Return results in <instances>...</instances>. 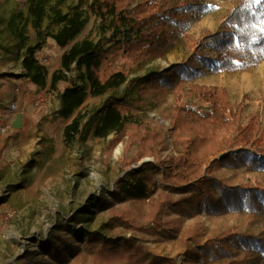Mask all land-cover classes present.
I'll list each match as a JSON object with an SVG mask.
<instances>
[{"label": "trees", "instance_id": "16d2710c", "mask_svg": "<svg viewBox=\"0 0 264 264\" xmlns=\"http://www.w3.org/2000/svg\"><path fill=\"white\" fill-rule=\"evenodd\" d=\"M228 1L233 3V7L219 20L218 30L215 33L205 31L201 35L203 48L192 46L193 55L183 63L159 72L151 71L142 80H129L123 71L102 76L101 70L119 52H123L131 62L132 69L138 70L145 61L164 55L177 36L189 43L190 36L186 30L198 13L206 8L205 0H93L91 12L102 19L111 18L116 33L113 43L105 48L84 39L62 55V69L53 74L50 85V90L57 91L60 102L57 118L70 119L85 103L89 86L94 97L108 94L103 106L88 115H79L65 127L66 145L71 146L76 137H84L93 127L96 137L107 139L114 135L111 148L131 128L135 129L133 132L142 128L146 130L137 153L133 157L125 153L119 160L120 168L126 174L116 180L109 197L105 194L96 197V204L110 211L108 223L101 230L79 233L84 236L82 242L93 257L92 264H135L133 256L142 254L140 246L132 239L121 234L117 237L104 234L107 226L124 225L144 231L147 226L141 220H145L153 225L155 233L176 237L183 220L171 218L163 221V215L169 210L182 216L193 212L222 215L244 210L254 215L264 214V181L257 179L254 185L232 186L213 175L219 165L264 170L263 115L255 112L245 118V100L233 103L226 89L195 83L200 72L197 70L198 62L204 59L203 49L206 47L215 52L214 60L204 61L211 67L209 73H240L264 62V0ZM82 2L26 0V10L19 8L9 18H1L4 33L2 49L21 65L24 70L21 77L37 88H47L48 66L39 58V53L48 40L65 48L86 27L87 13L78 4ZM30 28L34 37L29 33ZM74 72L75 76L70 78L69 73ZM128 81L135 83L134 87L137 82H146L147 91L162 93L172 90L175 96L171 127L173 139L188 136L183 153L162 159L168 148L165 134L150 130L141 117L127 115L128 101L119 90ZM60 83L68 85L61 92L58 90ZM184 99L196 100L199 104L194 107L181 103ZM130 140L132 145L137 138L130 135ZM3 141L0 155L7 148L9 138ZM220 153L225 154L217 159ZM144 158L154 160L133 168ZM2 174L0 170V177ZM158 174L167 189H179L187 196L178 200L166 194L153 198ZM127 200L132 201L136 212L117 213L115 203ZM88 213L86 209L80 210L68 222L57 223L48 236L53 249L47 253L57 263H68L65 248L71 257L81 253L79 247L68 245L67 240L60 236V230H70L74 222L87 221ZM74 233V238H77V233ZM57 244L63 245L64 252ZM242 250L246 253L241 258ZM205 251L208 254L212 252L214 261L224 259V264H244L251 260V254L250 264H264V237L243 235L229 229L222 232L215 242L209 243ZM19 260L22 264L35 263L33 253L28 251Z\"/></svg>", "mask_w": 264, "mask_h": 264}, {"label": "rangeland", "instance_id": "374dc122", "mask_svg": "<svg viewBox=\"0 0 264 264\" xmlns=\"http://www.w3.org/2000/svg\"><path fill=\"white\" fill-rule=\"evenodd\" d=\"M25 2L26 0H0V22L2 17L9 18L16 9L26 10ZM92 2L93 0H83L81 4L78 3L86 11L88 23L74 41L65 48H60L50 39L44 50L39 53V58L48 66L49 83L53 73L62 69V55L74 44L90 39L97 45L108 48L113 43L116 33L111 25V18L102 19L95 16L90 10ZM204 5L206 8L198 13L197 18L190 22L186 30V34L190 36L189 43L177 36L164 55L145 61L138 70L132 69L131 62L123 52H119L105 63L101 75L123 71L128 74L129 80H142L151 71L159 72L183 63L193 55L192 46L203 48L201 35L205 31L215 33L221 17L233 7V3L228 0H205ZM54 28L58 29L57 26ZM2 29L0 24V53L4 51ZM29 33L34 37L32 28ZM203 51L204 59L198 62L197 70L200 72L195 83L226 89L233 103L245 100V118L260 112L264 119V62L245 72L214 74L209 73L211 67L204 61L214 60L215 52L209 47ZM7 71H11L5 74L11 82L15 83L14 78L20 81H17L18 111L4 114L7 109L0 107V148L4 143L3 139L9 138L7 148L0 155V170L3 173L0 177V264H22L19 259L25 256L26 251L33 253L34 264H59L47 253L53 249L48 242V236L57 223L68 222L74 214L85 209L89 212V219L82 223L74 222L73 229L60 230V236L67 240L70 247H79L81 251L76 257H71L65 248L67 264H92L93 257L82 242L84 236L79 233L101 230L104 224L108 223L110 211L100 208L96 204V197L103 194L109 197V191L113 189L116 180L126 174L122 172L119 160L125 153L131 157L137 153L146 130L142 128L133 132L135 129L131 128L130 132L111 148L114 135L107 139L96 137L93 127L87 135L76 137L74 143L68 146L64 141L65 127L79 115H88L103 106L108 94L94 97L89 86L85 103L70 119H60L56 117L60 107L57 91L50 90L49 86L39 89L25 78L23 80L15 64H5L0 56V74ZM75 74L69 73V77L72 78ZM133 84L135 83L128 81L119 90L128 101L127 115L141 117L150 130L162 131L165 134L168 148L163 152L162 159L183 153L188 136L173 139L171 127L175 96L172 90L152 92L147 91L146 82H137L135 87ZM66 86V83H60L58 90L61 92ZM188 86L187 83L186 88ZM8 97L15 99V96ZM181 103L194 107L199 104L196 100L188 99L181 100ZM19 116L21 125L19 128H13L12 124ZM4 127L6 130L2 131ZM130 135L137 138L136 143L132 145ZM224 154L220 153L216 158L221 159ZM153 160L144 158L133 165V168ZM213 175L232 186L254 185L257 179L264 181V170H252L247 167L232 168L219 165ZM156 180L157 190L153 198L162 194L173 200L187 196L186 192L179 189H167L162 184L160 174L156 176ZM18 185L23 186L15 189ZM114 209L117 213L136 212L134 204L129 200L116 202ZM171 218L183 220L176 237H171L168 233L167 236L155 233L153 225L145 220H141V223L147 226L144 231L124 225H113L112 228L107 226L104 234L110 237L121 234L122 237L132 239L138 244L142 254L133 256L135 264H224V259L214 261L212 252L208 254L205 251L207 245L215 242L222 232L233 229L243 235L264 237L263 213L254 215L244 210L222 215H198L193 212L182 216L169 210L163 215V221ZM74 232L77 233V238H74ZM62 246L57 244L64 252ZM195 250L197 255L194 254ZM245 253L246 251L242 250L240 257H245ZM253 253L256 255V252ZM252 259L251 254V260H245L244 264H250Z\"/></svg>", "mask_w": 264, "mask_h": 264}, {"label": "crops", "instance_id": "0c3cea01", "mask_svg": "<svg viewBox=\"0 0 264 264\" xmlns=\"http://www.w3.org/2000/svg\"><path fill=\"white\" fill-rule=\"evenodd\" d=\"M0 56L2 58V61L7 64V65H11L12 63L15 64L16 68L18 69L19 73L21 75L24 74V70L22 69L21 65L17 62H15L14 60H12V58L10 57L11 55L6 54L4 51H2L0 53ZM62 58V57H61ZM11 71H7L6 73L3 72L2 74H0V107H2V109H7V111L5 110L3 113L7 114L10 113V108L13 104H18V91H19V86H18V82L19 80H16V78H14L15 83L11 82V80L8 78L7 75L5 74H9ZM54 74V73H53ZM48 76H49V70H48ZM53 76V75H52ZM24 80V77H23ZM52 79H50L51 81ZM51 82H48V77H47V86L50 87ZM15 96V99L11 100L10 97L8 96ZM21 102V101H20ZM5 107V108H3ZM11 114V113H10Z\"/></svg>", "mask_w": 264, "mask_h": 264}, {"label": "water", "instance_id": "95a60500", "mask_svg": "<svg viewBox=\"0 0 264 264\" xmlns=\"http://www.w3.org/2000/svg\"><path fill=\"white\" fill-rule=\"evenodd\" d=\"M21 125V118L20 116L16 119V121L13 122L12 126L13 128H19Z\"/></svg>", "mask_w": 264, "mask_h": 264}, {"label": "built area", "instance_id": "2783aa9c", "mask_svg": "<svg viewBox=\"0 0 264 264\" xmlns=\"http://www.w3.org/2000/svg\"><path fill=\"white\" fill-rule=\"evenodd\" d=\"M18 106L17 104H13L10 108V113H13V112H17L18 110ZM6 130V127L2 128V131H5Z\"/></svg>", "mask_w": 264, "mask_h": 264}]
</instances>
